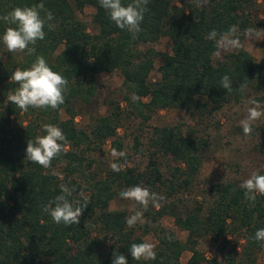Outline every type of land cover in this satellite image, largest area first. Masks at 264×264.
<instances>
[{
	"label": "trees",
	"instance_id": "1",
	"mask_svg": "<svg viewBox=\"0 0 264 264\" xmlns=\"http://www.w3.org/2000/svg\"><path fill=\"white\" fill-rule=\"evenodd\" d=\"M42 2L53 13L50 23L54 28L49 30L46 25L45 39L30 45L35 47L34 54L5 49L6 58L0 60V264H112L114 252L125 255L128 264H256L264 241L253 237L257 229L264 228V195L257 194L253 204L244 197L241 182L217 180L207 186L208 201L192 198L178 208L177 193L190 187L205 144L189 128L182 129L179 123L151 125L144 135L147 162L143 169L126 164L127 152L113 157L120 172L88 154L106 138L113 149L122 151L117 128L124 115L137 118L143 130L159 108L209 112L230 99L238 100L247 87L264 92L260 61L243 47L226 51L222 59L213 61L217 44L206 38L213 29L224 33L233 25L240 38L248 27L254 0H207L200 7L195 0H149L142 31L135 40L110 20L98 0ZM129 2L122 0L125 5ZM39 3L41 0H0V15ZM85 5L94 8L88 23L77 15ZM9 26L15 27L0 20V36ZM162 34L170 40L169 52L151 45L140 47ZM0 46H4L2 40ZM37 56L68 80L65 102L56 109L30 106L24 111L7 99L18 87L10 76L17 68H30ZM156 56L161 59L159 75L150 79ZM113 69L121 75L124 105L114 102L107 113L78 125L76 101L89 102L96 90L95 74ZM225 74L231 80L230 91L220 83ZM133 93L138 97L135 102ZM60 109L66 117H59ZM13 119L18 120L12 123ZM44 124L58 126L66 137L60 142L64 150L49 168L26 158L28 140L45 135ZM140 136L131 135L134 152L143 151ZM157 155L174 161L167 164L166 175L159 169ZM54 165L59 170L53 171ZM62 184L75 189L70 200L81 199V194L90 199L78 225L57 224L43 211L44 205L61 194ZM135 185L175 198L142 209L154 225L150 228L143 223L139 233L126 225L124 208L108 206L121 191ZM166 213L185 230L184 239L157 222ZM149 229L156 234V258L132 259L130 245L144 242L142 234ZM203 236L213 245L210 255L196 246ZM185 249L189 255L181 262L179 256Z\"/></svg>",
	"mask_w": 264,
	"mask_h": 264
},
{
	"label": "rangeland",
	"instance_id": "2",
	"mask_svg": "<svg viewBox=\"0 0 264 264\" xmlns=\"http://www.w3.org/2000/svg\"><path fill=\"white\" fill-rule=\"evenodd\" d=\"M178 2V0H171ZM93 7L85 5L81 11H77V15L88 23ZM253 29L257 33L253 38H246L244 31L240 33V41L242 47L245 48L256 60L263 65L261 72L264 74V0H254L249 7V24L247 29ZM151 45L154 48L169 52L170 40L167 35H160L159 38L151 43L141 45ZM6 46H0V60L6 58L4 53ZM219 49L216 48L212 55L213 61L222 59L226 51L219 50L220 55L216 53ZM10 53V52H9ZM161 59L159 56L154 58L153 68L150 70L149 78L154 79L159 75V65ZM96 90L93 98L89 102L76 101L74 119L78 125H86L93 116L107 113L114 102L118 101V105H124L122 99L121 75L117 69L111 71H99L95 74ZM256 100L261 105V110L264 111V92L257 88L247 87L243 90L241 97L238 100L230 99L224 102L219 108L209 112L199 111L197 109L187 108H159L155 110L151 117L143 125V130L138 126L137 118L126 117L121 118L120 125L117 128V134L121 137L122 151L129 153L127 165L134 166L138 169H143L147 162V151L145 146V131L150 129L151 125L179 123L182 129L189 128L191 133L197 137L205 139V144L202 146V161L198 168L190 187L185 192H178L180 198L178 208L182 209L184 204L189 203L192 198L204 199V203L208 201L210 195L207 186L217 180H235L242 182L248 178L252 172H260L264 174V115L251 125L252 132L250 135L243 133V128L240 121L247 116V109L252 107L251 100ZM59 117H66V113L60 109ZM20 119V117H19ZM25 118H23L24 121ZM18 119H13L12 123H16ZM139 133L142 152H134L130 148L132 143L131 135ZM110 138H106L101 142L95 150L88 151L89 155H93L101 159L106 166L112 163L113 156L111 155L113 148L110 145ZM159 160V169L163 175L167 174V164H174V161L169 156L157 155ZM53 171L59 170L58 165H54ZM159 197L157 204L152 202L150 206L157 207L161 203L169 201L172 196H166L162 191L156 192ZM109 208H124L126 217H130L136 210L142 211V207L135 201L121 199L117 196L109 201ZM151 228L154 224L148 217L142 216V219L134 226L135 232H140V225L143 223ZM157 222L171 230L176 236L181 239L185 237V230L178 228L170 214H163ZM156 223V222H154ZM144 241L156 243V234L151 229L142 234ZM196 246L204 251L206 255H210L213 245L207 237H200ZM189 255L188 250H183L180 253L179 260L183 262ZM256 264H264V245L257 253Z\"/></svg>",
	"mask_w": 264,
	"mask_h": 264
},
{
	"label": "clouds",
	"instance_id": "3",
	"mask_svg": "<svg viewBox=\"0 0 264 264\" xmlns=\"http://www.w3.org/2000/svg\"><path fill=\"white\" fill-rule=\"evenodd\" d=\"M98 2L118 28L131 33L133 40L137 38V35L142 31L141 23L148 10L149 0H130L127 5L122 3V0H98ZM206 2L207 0H195L197 7ZM0 20L9 25H15V27H7L0 36V40L11 53L26 50L29 55L34 54L35 47H30V45L34 46L38 40L45 39L46 25L49 30L54 28V25L50 23L53 20V13L45 8L42 0L36 5L15 7L10 12L0 15ZM238 33L239 29L233 25L224 33H218L213 29L206 38L216 41L219 50H238L242 47ZM244 35L251 39L257 33L249 28L244 31ZM219 50L216 53L217 56L220 55ZM10 81L17 83L18 87L14 92L9 93L7 99L21 110L27 111L30 106L56 109L65 102L64 94L68 89V80L62 74L52 70L42 56H37L30 68L24 70L17 68L10 76ZM220 83L224 89L231 90V80L227 74L221 78ZM243 87L244 85L241 86L242 89ZM131 99L135 102L138 97L133 93ZM248 103L253 106L247 109L246 118L240 121L246 136L252 132V123L264 115L258 101L253 99ZM42 127L46 134L38 135L34 140H28L26 158L43 168H49L51 161L64 150V145L60 142L66 141V137L58 126L44 124ZM111 155L123 157L125 153L113 149ZM110 167L114 172L122 170L115 162L110 163ZM240 187L244 190V197L254 204L257 194L264 195V174L252 172L248 178L241 182ZM74 191V188L62 184L61 194L43 206V211L48 213L55 223L79 224V218L90 199L81 194V199L70 200ZM119 195L121 199L135 201L143 211H147L150 202L156 205L158 200L163 198L142 185L126 188ZM143 211L136 210L133 215L126 218V225L129 228L134 227L142 219ZM253 239L264 241V228L257 229ZM155 247L154 243L148 241L132 243L129 252L131 258L137 261L141 259L154 260L156 258ZM112 264H128V260L125 255L114 252Z\"/></svg>",
	"mask_w": 264,
	"mask_h": 264
}]
</instances>
